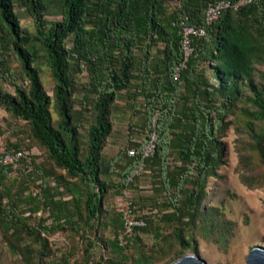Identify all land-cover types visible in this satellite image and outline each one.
<instances>
[{
    "label": "trees",
    "instance_id": "trees-1",
    "mask_svg": "<svg viewBox=\"0 0 264 264\" xmlns=\"http://www.w3.org/2000/svg\"><path fill=\"white\" fill-rule=\"evenodd\" d=\"M215 1L0 0V77L11 79L13 85L12 93L0 88V106L29 125L32 138L44 148L48 160L82 180L84 226L92 225L102 207L105 185L100 178L101 150L112 129L111 107L121 91L132 101L140 96L145 107L144 138L125 149L127 165L122 182L141 164L156 174L168 199L164 205L171 208L160 215L159 222L188 223L205 213L201 205L206 192L201 190L208 178L219 177V133L230 122L226 117L237 109L254 130L253 147L264 157V75L260 81L255 78V65L264 64V0H251L238 9L226 8L206 24V8ZM16 6L30 15L34 33L21 25ZM55 14L60 18H45ZM186 24L202 25L206 33L192 37L193 51L176 76L183 60L181 31ZM68 39L71 47L66 46ZM38 48L54 80L52 96L44 90L34 65ZM8 53L20 66V82L5 66ZM83 70L94 98L87 151L81 157L77 123L72 124L78 122V116L71 107L73 73ZM51 99L58 114L56 124L49 111ZM153 118L157 134L153 154L147 158L128 155L129 148H139L148 138ZM256 121L260 124L252 125ZM6 144L10 149L22 147ZM35 168L32 156L29 164L23 158L16 167L0 160V226L13 228L14 233L19 194L12 195L5 181L14 170L28 178ZM59 184L72 198L80 193L69 189L65 181ZM41 187L46 188L45 178ZM63 190L56 187L55 193ZM47 193L45 190L42 206L55 219H67L71 212L64 211L65 201L54 200V194ZM5 197L7 203L2 202ZM38 207L36 201L30 210ZM143 219L145 224L135 226L132 232L148 230L153 221ZM31 232L40 237V230ZM175 237L181 248L189 247L180 232L176 231ZM97 239L87 242L84 255L95 247ZM111 243L118 253L123 252L116 239Z\"/></svg>",
    "mask_w": 264,
    "mask_h": 264
},
{
    "label": "rangeland",
    "instance_id": "rangeland-1",
    "mask_svg": "<svg viewBox=\"0 0 264 264\" xmlns=\"http://www.w3.org/2000/svg\"><path fill=\"white\" fill-rule=\"evenodd\" d=\"M21 25L30 33L35 32L32 18L22 7H15ZM47 20L60 18L59 14L46 15ZM72 42L67 40L66 46ZM34 61L44 90L52 96L54 80L41 48ZM5 66L16 82L21 81L22 73L16 58L6 55ZM255 78L260 81L264 75V64H256ZM213 82L214 79L211 78ZM89 78L86 71L73 73L72 112H77L76 140L80 156L87 151L88 127L92 122L94 94L89 91ZM0 88L13 92L11 79L0 77ZM241 106V105H239ZM238 108V107H237ZM240 108V107H239ZM237 109L229 114L230 121L219 133L221 142V163L219 177L208 178L202 187L206 197L201 212L193 221L162 223L158 218L171 208L165 191L156 174L138 166L123 183V167L127 165L125 149L133 142L144 138L145 107L138 96L134 101L125 91L111 107L112 129L101 150V174L105 192L101 198L99 217L84 226V190L79 177H72L65 170L47 159L46 152L31 136L29 125L22 119L13 117L0 106V134L5 142L17 143L33 157L35 171L30 177L14 170L9 173L5 184L12 195L19 194L16 214L17 230L0 226V264H84L85 261L99 264H170L186 253H194L206 264H245L249 251L254 247L264 248V157L253 147V129ZM49 111L56 124L58 114L51 99ZM258 121L252 125L258 126ZM44 176V177H43ZM45 178L46 188L41 183ZM65 181L69 189L78 191L75 198L70 191L60 185ZM56 187L63 190L56 194ZM22 188V193H21ZM54 194V200H64V211L71 215L67 219H55L41 204L42 197ZM35 199H31V197ZM8 197L2 202L7 203ZM38 201L36 211L30 208ZM53 209L57 212L56 206ZM136 219L148 217L153 222L146 232L133 231L124 235V211ZM188 218H183L186 221ZM121 224V226H120ZM46 227L47 230H44ZM31 230H40V237ZM180 232L189 241L188 248H181L175 233ZM95 247L88 255L83 254L89 240ZM116 239L123 252H117L112 245Z\"/></svg>",
    "mask_w": 264,
    "mask_h": 264
},
{
    "label": "built area",
    "instance_id": "built-area-1",
    "mask_svg": "<svg viewBox=\"0 0 264 264\" xmlns=\"http://www.w3.org/2000/svg\"><path fill=\"white\" fill-rule=\"evenodd\" d=\"M251 0H216L213 3H210L205 11V23L210 24L214 20H216L222 11L226 8H233L238 9L241 5L249 2ZM205 27L202 25H192V24H186L183 26L181 31V46L183 51V60L176 68V76L178 74V71L180 67L185 66V62L188 59V57L191 55L193 51L192 46V37L196 36H203L205 35ZM151 127L152 130L150 131L148 138L145 140V142L139 147H131L127 150V154L130 156H133L135 154H140L142 158H147L151 156L155 149V142L157 139V134L155 131V118L151 120ZM28 164L31 161V155L27 152V150L24 147L21 148H8L7 144L3 138V135L0 134V160L3 163L10 164L14 167L18 166L20 163V160L23 159ZM143 164L140 165V168H142ZM145 222L142 219H136L133 216L130 215V210L126 209L124 211V235L131 234L133 228L135 226H141L144 225Z\"/></svg>",
    "mask_w": 264,
    "mask_h": 264
},
{
    "label": "water",
    "instance_id": "water-1",
    "mask_svg": "<svg viewBox=\"0 0 264 264\" xmlns=\"http://www.w3.org/2000/svg\"><path fill=\"white\" fill-rule=\"evenodd\" d=\"M170 264H206V262L197 254L186 253ZM245 264H264V248H252L246 256Z\"/></svg>",
    "mask_w": 264,
    "mask_h": 264
}]
</instances>
